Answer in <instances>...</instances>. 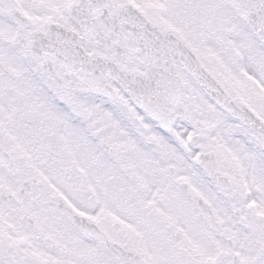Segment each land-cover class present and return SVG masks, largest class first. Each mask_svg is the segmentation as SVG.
I'll return each instance as SVG.
<instances>
[{
	"label": "snow or ice",
	"instance_id": "obj_1",
	"mask_svg": "<svg viewBox=\"0 0 264 264\" xmlns=\"http://www.w3.org/2000/svg\"><path fill=\"white\" fill-rule=\"evenodd\" d=\"M0 264H264V0H0Z\"/></svg>",
	"mask_w": 264,
	"mask_h": 264
}]
</instances>
